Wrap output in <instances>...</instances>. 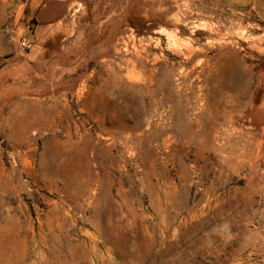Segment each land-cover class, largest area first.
<instances>
[{"label":"rangeland","instance_id":"rangeland-1","mask_svg":"<svg viewBox=\"0 0 264 264\" xmlns=\"http://www.w3.org/2000/svg\"><path fill=\"white\" fill-rule=\"evenodd\" d=\"M261 73L225 0H0V264H264Z\"/></svg>","mask_w":264,"mask_h":264},{"label":"crops","instance_id":"crops-1","mask_svg":"<svg viewBox=\"0 0 264 264\" xmlns=\"http://www.w3.org/2000/svg\"><path fill=\"white\" fill-rule=\"evenodd\" d=\"M228 4L238 7H249L251 11L255 14V16L264 23V0H225ZM57 17H55L54 13L49 12L46 14V22L39 23L37 29H43V34L47 29L51 26H54L56 23ZM38 30H36L37 32ZM42 34V35H43Z\"/></svg>","mask_w":264,"mask_h":264},{"label":"bare ground","instance_id":"bare-ground-1","mask_svg":"<svg viewBox=\"0 0 264 264\" xmlns=\"http://www.w3.org/2000/svg\"><path fill=\"white\" fill-rule=\"evenodd\" d=\"M51 13H53V12H51ZM259 79L261 81L262 87L264 88V73H261L259 75ZM263 112H264V101H263L261 106H258V107L256 106V107L252 108L251 113L247 117V119L249 120V123L253 126L256 124L264 125V122L262 120Z\"/></svg>","mask_w":264,"mask_h":264},{"label":"built area","instance_id":"built-area-1","mask_svg":"<svg viewBox=\"0 0 264 264\" xmlns=\"http://www.w3.org/2000/svg\"><path fill=\"white\" fill-rule=\"evenodd\" d=\"M20 47H21V49H28V48H29L28 43L25 42V41H22V42L20 43Z\"/></svg>","mask_w":264,"mask_h":264}]
</instances>
